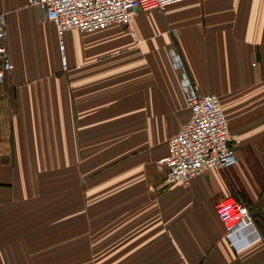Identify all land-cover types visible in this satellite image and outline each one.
Returning a JSON list of instances; mask_svg holds the SVG:
<instances>
[{
	"label": "crops",
	"instance_id": "1",
	"mask_svg": "<svg viewBox=\"0 0 264 264\" xmlns=\"http://www.w3.org/2000/svg\"><path fill=\"white\" fill-rule=\"evenodd\" d=\"M27 2L0 0L13 64L0 80V264H264V0H182L129 27L66 31L63 49ZM183 73L219 96L241 145L232 167L167 184L158 160L190 117ZM51 174L69 191L41 210L53 226L4 229L15 207L48 203ZM235 191L252 221L226 232L216 203Z\"/></svg>",
	"mask_w": 264,
	"mask_h": 264
},
{
	"label": "built area",
	"instance_id": "2",
	"mask_svg": "<svg viewBox=\"0 0 264 264\" xmlns=\"http://www.w3.org/2000/svg\"><path fill=\"white\" fill-rule=\"evenodd\" d=\"M28 6L40 8L46 20L56 29L63 49V34L69 30L92 32L112 24L129 27L141 11L163 10L182 0H27ZM177 66L182 65L174 56ZM7 51L5 13L0 12V80L12 71ZM183 73L181 83L190 108V117L176 134L168 139V152L158 160L167 168V184L188 185L208 170L226 169L236 164V149L241 145L239 135L230 128L221 100L217 94L201 93L199 86ZM216 211L226 232H232L252 221V214L235 195L222 197Z\"/></svg>",
	"mask_w": 264,
	"mask_h": 264
},
{
	"label": "rangeland",
	"instance_id": "3",
	"mask_svg": "<svg viewBox=\"0 0 264 264\" xmlns=\"http://www.w3.org/2000/svg\"><path fill=\"white\" fill-rule=\"evenodd\" d=\"M53 174H51L49 177H47L46 179V200L48 203L46 204H42V199L39 201V199L36 200H32L29 203H25L23 204V206L21 205L20 207H15L13 209L14 213L12 214V218L5 224H3L2 226H4V229L6 227L12 226L11 228H20V227H25V226H29L32 227L33 230L35 232H37V226H41V225H45L46 224V228L48 227H52L53 226V219H47L44 221V223H42V219L40 218V214L42 213V211H44V209L46 210L45 213H53V209H54V203L53 200H49V198L53 197L54 191H56V193H59V190L61 191V193L63 195H68L69 191H68V187H64L61 186V188H58L57 190L54 188V178L52 176ZM64 179L65 175H63V184L64 182H66ZM58 191V192H57ZM67 192V193H65ZM240 192V191H239ZM233 194H236L238 197H240V199L245 203V200L243 199V197H241V193L240 195L235 191ZM10 214V215H11ZM50 223V224H49ZM49 224V226H48ZM35 238L38 237L36 234H31L30 238Z\"/></svg>",
	"mask_w": 264,
	"mask_h": 264
},
{
	"label": "trees",
	"instance_id": "4",
	"mask_svg": "<svg viewBox=\"0 0 264 264\" xmlns=\"http://www.w3.org/2000/svg\"><path fill=\"white\" fill-rule=\"evenodd\" d=\"M236 196V195H235ZM237 198H239L238 196H236Z\"/></svg>",
	"mask_w": 264,
	"mask_h": 264
}]
</instances>
